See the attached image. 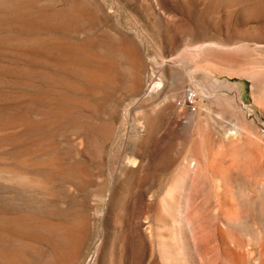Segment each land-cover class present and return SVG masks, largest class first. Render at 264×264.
Segmentation results:
<instances>
[{"label": "rangeland", "instance_id": "rangeland-1", "mask_svg": "<svg viewBox=\"0 0 264 264\" xmlns=\"http://www.w3.org/2000/svg\"><path fill=\"white\" fill-rule=\"evenodd\" d=\"M0 264H264V0H0Z\"/></svg>", "mask_w": 264, "mask_h": 264}, {"label": "built area", "instance_id": "built-area-1", "mask_svg": "<svg viewBox=\"0 0 264 264\" xmlns=\"http://www.w3.org/2000/svg\"><path fill=\"white\" fill-rule=\"evenodd\" d=\"M175 107L178 109L186 108L192 110L194 108V93L190 88H185L181 96L175 100Z\"/></svg>", "mask_w": 264, "mask_h": 264}, {"label": "bare ground", "instance_id": "bare-ground-1", "mask_svg": "<svg viewBox=\"0 0 264 264\" xmlns=\"http://www.w3.org/2000/svg\"><path fill=\"white\" fill-rule=\"evenodd\" d=\"M252 189H253V188H252ZM66 229H67V230H66ZM66 229L64 230V231L66 232V234H63L62 236L65 237V235H66L65 239H66V238H67V239H70V238H69L70 236H68V234H69L70 232H69V230H68L67 227H66ZM64 231H63V233H64ZM67 232H69V233L67 234ZM60 233H61V232H60ZM57 234H58V233H57ZM69 235H71V233H70ZM64 237H60L59 240H62V241H60L61 243L64 241V240H63ZM67 239H66V240H67ZM59 251L61 252V250H59ZM60 252H59V253H60ZM60 254H61V253H60ZM70 257H74V256L72 255V256H70Z\"/></svg>", "mask_w": 264, "mask_h": 264}]
</instances>
